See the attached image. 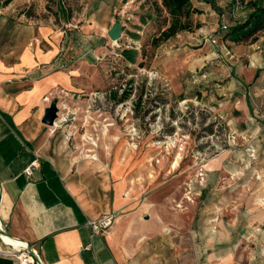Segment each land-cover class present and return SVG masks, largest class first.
Here are the masks:
<instances>
[{
	"label": "rangeland",
	"instance_id": "obj_1",
	"mask_svg": "<svg viewBox=\"0 0 264 264\" xmlns=\"http://www.w3.org/2000/svg\"><path fill=\"white\" fill-rule=\"evenodd\" d=\"M190 1L198 10L190 29L155 47L153 38L171 21L161 0H11L0 7V47L38 42L42 26L71 33L68 51L80 60L79 71L70 73L75 89L64 92L81 109L71 111L54 96L49 105L56 118L48 126L79 162L97 157L106 163L101 168L113 184L142 179L129 198L124 188L125 203L110 213L115 222L107 233L122 218L116 249L122 264H264V31L255 42L226 41L222 24L243 20L248 0ZM114 22L122 25L118 40L108 36ZM124 48L136 51L134 63L123 58ZM236 65L241 72L234 77ZM131 79L137 92L113 105L112 94L119 96ZM142 85L149 95L139 111H153L137 128L132 108ZM156 92L165 104L152 101ZM202 119L204 125L218 120L217 131L205 133ZM162 125L164 138L156 135ZM170 138L176 142L167 150ZM178 148L183 158L171 170ZM148 167L155 171L151 182ZM159 219L170 233L156 226Z\"/></svg>",
	"mask_w": 264,
	"mask_h": 264
},
{
	"label": "crops",
	"instance_id": "obj_2",
	"mask_svg": "<svg viewBox=\"0 0 264 264\" xmlns=\"http://www.w3.org/2000/svg\"><path fill=\"white\" fill-rule=\"evenodd\" d=\"M39 30L38 42L21 40L0 47L1 221L8 235L39 250L43 264H122L116 249L123 226L118 224L112 234L94 235L88 220L118 213L126 201V183L113 184L108 168H101L107 164L100 165V160L79 162L60 135L43 123L54 96L71 111L81 109L64 92L75 89L70 73L79 71L80 60L72 61L68 48L59 55L63 31L47 26ZM60 62L68 68L56 69ZM232 67L240 71L237 65ZM108 142L110 155L114 142ZM33 161L36 165L28 175L25 169Z\"/></svg>",
	"mask_w": 264,
	"mask_h": 264
},
{
	"label": "trees",
	"instance_id": "obj_3",
	"mask_svg": "<svg viewBox=\"0 0 264 264\" xmlns=\"http://www.w3.org/2000/svg\"><path fill=\"white\" fill-rule=\"evenodd\" d=\"M9 1L11 0H5L4 2L0 1V7L2 6V4L7 5ZM161 4L163 7L166 8L167 12L170 14L171 21H170V24L164 30L160 32L159 36H157L156 38H153L152 43L154 44L155 47H157L161 42L167 41L168 39L172 38L177 33L183 30H189L190 29V25H189L190 16L192 13L198 12L197 9L191 8L190 0H161ZM243 8H244V11L246 12V17L243 20L237 21L233 23L232 25L226 24V28H222V29H225L224 38L226 41H231L236 44L243 43V42H255L258 39L259 33L264 31V0H248L244 4ZM196 26L198 27L199 24H196ZM70 34L71 33H69L68 31L63 30V36H62V40L60 43L61 48L59 51L60 56H63L68 48V44L71 41ZM135 54H136L135 50H131L128 48H124L121 51V55L129 63L135 62V57H134ZM64 66H65L64 63L60 62V63H57L54 67L56 69H60V68H63ZM139 66L142 67L143 63L140 62ZM259 72L260 71L258 70L255 71L253 80L257 78ZM231 73H232L231 74L232 76L233 74H234V77L236 76L237 70L235 67L234 68L232 67ZM129 81L130 82H128V85H127L128 87L124 88V90L119 96H117V92H114L112 94V97L114 98L113 105L116 106L117 104L122 103L127 98L134 95L135 92H137L135 87L133 86V79ZM242 85L246 87L245 85H248V84L242 82ZM145 87H146L145 85L141 86L136 100L133 101L134 103V106L132 108L133 118L139 121L138 124L135 123V126L137 128H139L140 126L143 127L142 126V124H144L143 120H145V117L153 111V109L151 108H147V110L144 108L142 114L139 111L142 107V104L144 102H147L143 100L144 94H146L147 97L149 95L145 91ZM161 93L162 92H156L155 97L152 99V101L154 102L158 101L163 105L166 103V101L161 99V95H163ZM178 97L183 98L184 96L181 93L178 95ZM245 99L251 111L252 104L250 102V98L247 93L245 94ZM155 107H159V106L156 104ZM191 121L193 122V118L191 119ZM204 121L205 120L202 119V121L200 122L201 126L203 127L204 132L205 133L208 132V134H211V135L214 134L217 131V128L219 125V122H217L218 120L210 121L206 125H204ZM163 130L164 128L162 125L157 130L156 135L158 136L160 135V137H163V138L166 137L167 135L163 133L164 132ZM175 130L176 128L175 126H173V128L170 130V134L175 132ZM223 134L226 135V129L224 130ZM0 264H14V263H13V260H11L10 258L0 256Z\"/></svg>",
	"mask_w": 264,
	"mask_h": 264
},
{
	"label": "built area",
	"instance_id": "obj_4",
	"mask_svg": "<svg viewBox=\"0 0 264 264\" xmlns=\"http://www.w3.org/2000/svg\"><path fill=\"white\" fill-rule=\"evenodd\" d=\"M221 27L226 28V24H222ZM211 43L216 44L217 39L215 37L212 38ZM44 100L47 101L48 98L46 97ZM54 125L57 126L58 124L54 123ZM35 165L36 161H33L29 166H27L25 169L26 174L30 175L32 173V166ZM114 222L115 216L113 214L107 213L100 216L99 218L88 220V225L90 226V229L94 235H101L107 233L109 228L113 226ZM0 230H2L1 233H6L5 225L3 223L2 226H0ZM0 242V256L10 258L13 260L14 264H43L39 250L28 242H25L26 246L22 249H17L9 244H6L1 238Z\"/></svg>",
	"mask_w": 264,
	"mask_h": 264
},
{
	"label": "bare ground",
	"instance_id": "obj_5",
	"mask_svg": "<svg viewBox=\"0 0 264 264\" xmlns=\"http://www.w3.org/2000/svg\"><path fill=\"white\" fill-rule=\"evenodd\" d=\"M106 131H108L107 128H106ZM89 137H90V136H88V137L85 136V137H83V138H86V139L89 140ZM86 139H85V142H87ZM94 141H95V140H94ZM175 142H176L175 139L170 138V139L165 143V147L167 148V150H169V149H171L172 147H174ZM87 143H88V144H93L94 146L96 145V143H93V142L91 143L90 141L87 142ZM90 150H93V149H90ZM180 150H182V149H181V148H178L177 152L175 153V155H174V157H173V160H172V163H171V170H175V169L179 166V164H180V162H181V160H182V158H183V154H182V152H181ZM127 154H128V150L125 149V150L123 151V153L121 154V160H122L121 162L126 161ZM89 155H90V154H85L86 157L92 158V157H90ZM95 160L98 161V158L96 157ZM150 160H151V159H150ZM216 160H217V158H213L212 160H210V161L206 164V166L209 168V167L211 166V163L214 162V161H216ZM154 172H155V171H154L153 167H148L147 178H148V181H149V182H151V181H153V180L155 179V173H154ZM141 180H142L141 178L134 179V178H132V177L128 178L127 181L125 180L126 183H127V189H126V191H125V196H126L127 198H129V197L133 194V191H134L135 186H136V181H141ZM0 198H1V192H0ZM3 208H4V205L1 204V200H0V215L2 214V210H3ZM144 210H145V209H144ZM121 221H122V218L118 217L117 220H116V225H117V224H120ZM116 225H115V226H116ZM0 226H2L1 221H0ZM156 226H158V227L160 226L161 231H162L163 233H165V234H168V233L171 232V229H170L168 226L164 225L163 222L161 221V219H159L158 224H156ZM114 231H115V229L113 228V230L110 231L111 234L114 233ZM0 235H1L0 238H1L6 244H9V245L13 246L14 248L22 249V248H24V247L26 246V245H25V241L20 240V239H18V238H16V237H12V236H10V235H8V234H6V233H1ZM144 238H145V236L143 237V239H144Z\"/></svg>",
	"mask_w": 264,
	"mask_h": 264
},
{
	"label": "water",
	"instance_id": "obj_6",
	"mask_svg": "<svg viewBox=\"0 0 264 264\" xmlns=\"http://www.w3.org/2000/svg\"><path fill=\"white\" fill-rule=\"evenodd\" d=\"M108 36L112 40L120 39L122 36V25L119 22H114L113 25L108 30ZM56 110L57 109L55 105L53 104L49 105L45 110V114L42 119L43 123H45L46 125H52L54 119L56 118ZM1 232L2 230H0V233Z\"/></svg>",
	"mask_w": 264,
	"mask_h": 264
}]
</instances>
